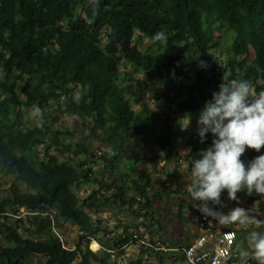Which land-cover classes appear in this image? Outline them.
I'll return each instance as SVG.
<instances>
[{
    "label": "trees",
    "instance_id": "1",
    "mask_svg": "<svg viewBox=\"0 0 264 264\" xmlns=\"http://www.w3.org/2000/svg\"><path fill=\"white\" fill-rule=\"evenodd\" d=\"M161 30L166 44L153 40ZM222 30L230 33V54L219 64L212 54L223 38L211 37ZM138 33L152 43L147 52L134 44ZM137 74L161 81L167 93L151 90ZM233 79L264 91V0H99L95 7L91 0H0V239L5 243H0V264H118L113 256L138 242L137 234L124 230L111 238L85 207L99 212L110 198L141 218L150 232L159 223L155 205L173 190L164 183L156 189L142 169L122 175L126 144L156 146L144 166L158 150L175 159V125L191 118L184 157L190 173L212 141L208 134L200 143L199 112L222 83ZM149 92H154L153 106L144 101ZM51 103L58 114L91 120L85 126L89 136L111 152L105 159L108 182L86 167L94 156L86 141L74 145L73 131L52 128L46 113ZM32 106L44 122L27 128L24 110ZM51 149L58 154L50 155ZM246 155L258 156L255 150ZM3 180L10 182L6 190ZM80 183L97 184L83 201L74 191ZM107 191L112 193L105 199ZM21 208L25 217L13 221ZM64 223L80 233L73 248L55 231ZM92 242L100 246L98 252L89 249ZM141 246L145 253L148 246ZM127 264L147 263L140 256Z\"/></svg>",
    "mask_w": 264,
    "mask_h": 264
},
{
    "label": "clouds",
    "instance_id": "2",
    "mask_svg": "<svg viewBox=\"0 0 264 264\" xmlns=\"http://www.w3.org/2000/svg\"><path fill=\"white\" fill-rule=\"evenodd\" d=\"M98 3L99 0H91L93 7ZM167 39L163 30L153 36L161 44H166ZM199 66L207 67L204 61ZM191 120L184 119L183 125L179 124L180 130L186 131ZM197 134L201 144L208 134L212 141L193 161L187 179L186 189L193 207L205 218L224 226L257 223L244 208L236 207L225 214L217 206L226 207L221 201L225 191L230 201H238L239 192L264 195V154L247 165L241 159L246 150L259 153L264 147V91L256 92L248 80L222 83L199 112ZM248 239L251 252L245 251L243 256L250 257L255 264H264V233L252 231Z\"/></svg>",
    "mask_w": 264,
    "mask_h": 264
},
{
    "label": "rangeland",
    "instance_id": "3",
    "mask_svg": "<svg viewBox=\"0 0 264 264\" xmlns=\"http://www.w3.org/2000/svg\"><path fill=\"white\" fill-rule=\"evenodd\" d=\"M223 38V42H221L219 48L212 54L217 63L222 64L226 61L227 57L230 54V50L228 47V44L230 42V33L226 30L220 31V33H215L211 39L215 38ZM134 44L137 46V48L143 52H147L150 46H152L151 41L138 33L135 37ZM123 70V67L121 68ZM137 77L140 78L141 82L146 83L151 90H159L163 92L164 94L167 93V87L163 86L161 84V81L156 80L154 82H150L147 80L146 77H144L142 74H137ZM174 98H181L180 95H175ZM147 100V103L151 106L154 104V92H149L147 94V97H145L144 101ZM57 108V105H54L51 103V105L47 108V115L50 117V124L52 125V128H58V129H70L74 132V137L71 141L74 145L79 142L82 143L86 141L87 147L90 149V151L94 154V156H91L90 160H88V164L86 167L90 168L91 171H93L94 176L96 178H100L102 175L106 182L109 175V168L108 163L106 162V158H108V154L110 155L111 152L109 151V146L101 142L98 139H95L91 136H89V131L85 128V126L91 123V120L85 118H80L79 116H70L68 114H58L54 110ZM133 109L135 111H139L140 107L138 105H133ZM57 115V116H56ZM55 117L57 119H55ZM23 119L25 120V125L27 128H34L36 126H41L43 121V116L39 112V109L37 107H27L24 110ZM184 120L180 119L178 123L175 125V137H174V146L176 148L177 158H167L166 153L164 151H157V158L153 161H149L146 166L143 165L144 160L149 159L152 157L153 153L151 152V149H156V146L153 144H147L146 142L142 141L140 145L135 144L133 141H129L127 146H125V152L123 153L122 162H121V168L120 172L123 174H126L127 172L132 173V168L134 167V170L142 169L144 170L148 175L151 174L150 179L152 180H165V183L168 184L172 189L176 186V189L181 193L187 192V184H188V173L186 168V164L184 163V156L188 152V147L186 146L187 138L191 135V130L188 128L186 131L180 130V125H183ZM180 124V125H179ZM140 146V147H139ZM132 149V150H131ZM43 147L39 148V155H43ZM50 155L55 156L58 154V151L56 149H51L49 151ZM259 155L264 154V147L260 150L258 153ZM137 159L139 160L138 162ZM241 159L247 163H249L251 160L247 158L246 152L241 157ZM135 172H133L134 175ZM42 175H46L45 173H42ZM172 177V178H171ZM168 178V179H166ZM10 186V182L3 180V189L6 190ZM24 189V186H21ZM97 188L96 183H80L74 188L75 193L77 196L83 201L90 192H92L94 189ZM106 196L111 197V191L110 192H104ZM241 193V192H239ZM172 201L175 198V193L172 194ZM239 199V198H238ZM104 200V199H103ZM241 203L236 207L243 208L246 206V203L244 201H240ZM174 203V202H173ZM159 204V203H158ZM175 204H178V201L175 202ZM174 205V204H173ZM156 207H158L156 205ZM159 209V208H157ZM85 210L89 213V215L92 217L94 221H100L103 226H105L109 232L110 237L114 238L118 234H122L124 230H128L130 233L137 234V238L139 240L143 239V234H140V218L135 217L134 214H132L126 207L121 208V210L116 206L114 200H108V202L103 201V206L100 208L99 212H94L90 208L85 207ZM186 210V209H185ZM26 212L23 208L19 210V213L16 216H13L12 220L16 221L17 219L25 217ZM187 215V214H186ZM172 218V217H171ZM182 223L186 224L185 222L187 217L185 216V219L179 218ZM163 220V219H162ZM172 221H176V218H173ZM167 223V221H165ZM175 223V222H174ZM173 224L172 230L176 231V225ZM20 228L19 231L22 234L23 237H27V233L25 232L24 226L20 223L17 224ZM138 228V229H137ZM56 233L60 236L62 241L64 242V245L67 247H75L80 242V233L78 231V228L75 225H72L70 223H64L59 228H55ZM246 233V232H245ZM244 233V234H245ZM46 239V238H45ZM43 239V240H45ZM146 242L148 239H146ZM145 242V243H146ZM0 243L5 244L4 240L0 239ZM141 242H135L129 244L127 247L124 248V254L123 255H114L113 260H115L118 264H127L129 261L136 260L138 257H145L146 261H148V264H175L174 263V257L171 256L169 259H165L161 263H159L160 260L155 259L154 255H156L155 251H153V248H147V251L145 253L141 252ZM89 249L93 252H98L100 250V246L96 242H92L89 245ZM242 249H245V246H242ZM158 255V254H157ZM159 256V255H158ZM173 259V260H172ZM33 264H43L42 262H36L34 261ZM176 264H180L179 261H176ZM184 264V263H183Z\"/></svg>",
    "mask_w": 264,
    "mask_h": 264
},
{
    "label": "crops",
    "instance_id": "4",
    "mask_svg": "<svg viewBox=\"0 0 264 264\" xmlns=\"http://www.w3.org/2000/svg\"><path fill=\"white\" fill-rule=\"evenodd\" d=\"M185 169L187 170V166ZM187 173L188 175L190 174L188 170ZM132 175L133 173H131V176ZM147 176L150 178L151 174L150 175L147 174ZM106 178H110V175ZM155 181H156V189L158 190L160 188H163L164 184L166 186H169L168 184L165 183V180H161V181L155 180ZM172 190L173 193H175V198L173 201L171 197L172 194L170 195L167 194L162 198V200L158 202L159 204L158 203L156 204L158 207H156L155 205L154 210L156 214V219L158 220L159 223H154L153 226H150L149 227L150 232L148 231L146 232L144 228L141 226L142 219L140 218L139 230H140V234H143L144 236H142L143 239L139 241L141 242V245L145 244V246H148L149 248L151 247L153 248V251H155L156 253L154 257L155 259L160 260L159 263L164 261L166 258L169 259L171 258V256H173L175 264L176 261H179L180 264L183 263L186 264L183 251L179 246H181L182 248L185 247L186 245L193 242L200 234H202V230L199 227V218H198V213L200 211H198L196 208L193 207V202L189 198L188 191L186 193H181L176 189V186ZM103 194H104L103 197L105 199L109 197L106 196L105 193ZM237 197L239 198L238 201H230L228 200L227 193L225 191L224 193H222L221 201H222V205H226V207L217 206V210L222 211L226 214L229 210L236 208L238 203L239 204L241 203L240 201H244L246 203L248 200L251 199L249 202L246 203V206H244L243 208L248 210L249 215L251 217H254L257 223H253L246 226H241L238 224L224 226L217 221H212L211 218H209L213 222L214 227H213V232L207 237V247L213 246V243L218 237L220 232L228 228H231L235 230L237 233V239L235 243V248L237 250L236 259L238 261H242L243 259L246 258L245 256H243L242 253L245 251L251 252V247L248 239L250 233L252 231H258L264 233V206H261L264 203V195L253 194L252 196H248L245 192H241V193H237ZM181 199H184L185 201L184 205H181L182 203ZM176 201H178V204H175ZM123 208L125 209V207ZM185 216L187 217L186 219L187 222H185L186 224L182 223L181 220L179 219V218H183L182 220H184ZM173 218H176V221H172ZM165 221H167V223ZM172 223L176 225L175 232L172 230L173 228ZM145 238L148 239L147 242ZM242 246H245V249H242ZM143 259L146 261L145 257H143ZM146 263L148 264V261H146Z\"/></svg>",
    "mask_w": 264,
    "mask_h": 264
},
{
    "label": "built area",
    "instance_id": "5",
    "mask_svg": "<svg viewBox=\"0 0 264 264\" xmlns=\"http://www.w3.org/2000/svg\"><path fill=\"white\" fill-rule=\"evenodd\" d=\"M199 227L202 230L193 242L185 247L179 246L186 264H255L250 257L242 261L236 259L235 243L237 233L233 229H226L219 233L212 247H207V237L213 232V222L199 212Z\"/></svg>",
    "mask_w": 264,
    "mask_h": 264
},
{
    "label": "bare ground",
    "instance_id": "6",
    "mask_svg": "<svg viewBox=\"0 0 264 264\" xmlns=\"http://www.w3.org/2000/svg\"><path fill=\"white\" fill-rule=\"evenodd\" d=\"M228 229H231V228H228ZM235 231V230H234ZM236 232V231H235Z\"/></svg>",
    "mask_w": 264,
    "mask_h": 264
}]
</instances>
